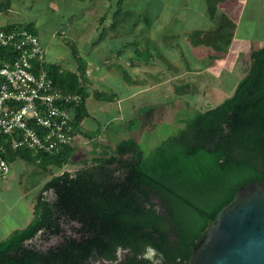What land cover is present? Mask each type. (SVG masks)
<instances>
[{"label": "trees", "instance_id": "16d2710c", "mask_svg": "<svg viewBox=\"0 0 264 264\" xmlns=\"http://www.w3.org/2000/svg\"><path fill=\"white\" fill-rule=\"evenodd\" d=\"M226 1L206 0L207 16L213 18ZM217 19L212 30L192 31L190 45L225 53L235 24L224 14ZM4 53L1 49L0 56ZM44 69L55 91L80 97L72 110L81 132L88 117L85 69L64 71L47 62ZM123 77L128 78L125 72ZM176 87L179 97L188 93V84ZM92 95L101 102L117 100L114 94ZM182 123L148 153L131 138L114 146L97 143L78 169L51 176L35 196L32 221L0 241V264H187L193 246L236 190L264 180V47L250 52L230 97ZM73 151L20 148L5 160L62 171ZM51 239L58 241L44 249L33 245Z\"/></svg>", "mask_w": 264, "mask_h": 264}, {"label": "rangeland", "instance_id": "374dc122", "mask_svg": "<svg viewBox=\"0 0 264 264\" xmlns=\"http://www.w3.org/2000/svg\"><path fill=\"white\" fill-rule=\"evenodd\" d=\"M3 3L0 0V27L32 28L48 64L64 71L79 66L92 73L91 78L83 76L89 93L84 124L97 129L94 134L100 138L95 142L114 146L131 135L144 153L176 134L183 120L230 97L245 74L250 52L264 47V0H230L213 18L207 16L204 0H67L66 8L57 0H9L7 8ZM220 13L235 24L225 53L191 46L188 34L216 28ZM111 23L116 26L113 33ZM183 84L189 85L188 93L179 97L175 88ZM93 91L114 94L117 101H97ZM93 142L81 137L77 143L87 157ZM79 167L71 163L62 171ZM60 172L14 160L8 173L0 176V197H25L22 204L27 206L28 199ZM11 204L0 205V219L11 226L8 230L19 226L27 211L32 214L31 207H25L16 223L17 208L12 207L10 214L5 211ZM32 219L33 215L29 222ZM9 236L8 231L1 234L0 241ZM57 241L36 240L33 245L44 249Z\"/></svg>", "mask_w": 264, "mask_h": 264}, {"label": "built area", "instance_id": "2783aa9c", "mask_svg": "<svg viewBox=\"0 0 264 264\" xmlns=\"http://www.w3.org/2000/svg\"><path fill=\"white\" fill-rule=\"evenodd\" d=\"M0 176L9 171L5 156L20 148L52 154L78 143L72 107L76 95L55 91L44 69L37 35L24 27H1Z\"/></svg>", "mask_w": 264, "mask_h": 264}, {"label": "water", "instance_id": "95a60500", "mask_svg": "<svg viewBox=\"0 0 264 264\" xmlns=\"http://www.w3.org/2000/svg\"><path fill=\"white\" fill-rule=\"evenodd\" d=\"M187 264H264V180L236 190L193 246Z\"/></svg>", "mask_w": 264, "mask_h": 264}, {"label": "crops", "instance_id": "0c3cea01", "mask_svg": "<svg viewBox=\"0 0 264 264\" xmlns=\"http://www.w3.org/2000/svg\"><path fill=\"white\" fill-rule=\"evenodd\" d=\"M69 1H72V0H69ZM76 1H81V0H76ZM230 0H228V1H226L225 3H223V4H219V6H218V9H217V12H218V10L219 9H221L222 7H225V4L226 3H228ZM57 2L58 3H60L59 5H62V7L63 8H66V6L68 5V3H67V0H57ZM161 4V6L162 7H164L165 8V6L167 5L166 3H160ZM175 4H177V3H175ZM204 4H205V9H206V0H204ZM64 5V6H63ZM68 7V6H67ZM162 7H161V9H162ZM223 9V8H222ZM221 14H224V13H220L218 16H220ZM225 15V14H224ZM105 19V16H102V17H100L99 18V23H101V22H103V20ZM111 25H112V23L109 25V33H113L115 30L114 29H112L111 28ZM195 30H197V29H194V30H192V31H195ZM191 31V32H192ZM190 32V33H191ZM102 35V34H101ZM111 35V37H113V36H115V35H113V34H110ZM188 36H189V34H188ZM188 39V38H187ZM101 39H98V41H100ZM89 65H90V63H88ZM87 64V65H88ZM89 65L87 66V67H89ZM75 69V68H74ZM85 76L88 78V77H90L91 78V76H92V73L91 72H89L86 68H85ZM86 80H89V79H86ZM90 82V81H89ZM235 87V86H234ZM117 101V100H116ZM87 119H88V117L80 124V129H81V132H80V135L82 136V137H85V139H87V142H89V143H91L92 141H94L93 143H92V145L94 146V144H97L95 141H98L99 142V138H100V136H95L96 134H94V132H96L97 131V129L96 130H93L92 128H90V127H87L85 124H84V122L85 121H87ZM131 134V133H130ZM91 137H93V138H91ZM130 138L131 139H133L132 138V136L130 135ZM90 139V140H89ZM134 140V139H133ZM88 143V144H89ZM105 144V143H104ZM79 144H74L73 145V148H74V151H73V154H72V157H71V162H70V164L71 163H79L80 162V160H82V159H85V158H87V154H88V152L86 153V151H82V149L81 148H83L82 147V145L81 146H78ZM105 145H110L108 142L105 144ZM69 148V147H68ZM93 150L94 149H92V151H91V153L93 152ZM91 153H89V154H91ZM86 154V155H85ZM86 156V157H85ZM90 156V155H89ZM10 165V164H9ZM70 170H76V169H70ZM66 171H69V170H66ZM61 172H63V171H61ZM60 172V173H61ZM59 173V174H60ZM36 196V195H35ZM35 196L34 197H31V198H29L28 199V202H29V204L27 205V206H24L23 204H22V202H23V200H24V198L25 197H0V205L2 204V202H6V203H9V201L11 202V203H13V204H11V206L10 207H6L5 208V211H7V214H10L9 213V211L11 210V208L12 207H15V213H16V219H17V222L16 223H19V221H20V219L24 216V210H25V207L26 208H28V210H29V208L31 207V209H32V214H30V212L29 211H27V213L25 214V218H24V221L22 222L21 221V223H19L18 225L19 226H17L19 229L21 228H24L26 225H28L30 222V220H29V218H30V216H32L33 215V203H34V199H35ZM28 198V197H27ZM15 203V204H14ZM20 210H22L23 211V213L22 214H20ZM5 224V225H4ZM7 226H8V228L9 227H11L7 222H3V221H1V219H0V235L1 234H3V233H5V232H7L8 231V233H12L16 228H11L10 230H8L7 229Z\"/></svg>", "mask_w": 264, "mask_h": 264}, {"label": "clouds", "instance_id": "9594fccd", "mask_svg": "<svg viewBox=\"0 0 264 264\" xmlns=\"http://www.w3.org/2000/svg\"><path fill=\"white\" fill-rule=\"evenodd\" d=\"M14 26V25H13ZM4 27H6V26H4ZM18 27H21V26H18ZM1 28V27H0Z\"/></svg>", "mask_w": 264, "mask_h": 264}]
</instances>
